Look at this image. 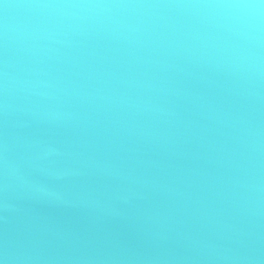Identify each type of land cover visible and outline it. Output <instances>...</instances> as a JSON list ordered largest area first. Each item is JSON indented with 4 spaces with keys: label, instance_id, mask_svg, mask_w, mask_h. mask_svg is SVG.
I'll use <instances>...</instances> for the list:
<instances>
[{
    "label": "water",
    "instance_id": "1",
    "mask_svg": "<svg viewBox=\"0 0 264 264\" xmlns=\"http://www.w3.org/2000/svg\"><path fill=\"white\" fill-rule=\"evenodd\" d=\"M225 2L0 0V264H264V31L21 7Z\"/></svg>",
    "mask_w": 264,
    "mask_h": 264
},
{
    "label": "clouds",
    "instance_id": "2",
    "mask_svg": "<svg viewBox=\"0 0 264 264\" xmlns=\"http://www.w3.org/2000/svg\"><path fill=\"white\" fill-rule=\"evenodd\" d=\"M9 6L6 5L7 9ZM21 7L56 8H129V7H181L221 10L223 21L232 32L240 36L258 38L264 31V0H230L225 3L193 5H108V4H70V5H23Z\"/></svg>",
    "mask_w": 264,
    "mask_h": 264
}]
</instances>
